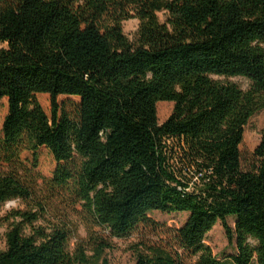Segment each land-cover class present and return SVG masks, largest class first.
<instances>
[{
    "label": "trees",
    "instance_id": "obj_1",
    "mask_svg": "<svg viewBox=\"0 0 264 264\" xmlns=\"http://www.w3.org/2000/svg\"><path fill=\"white\" fill-rule=\"evenodd\" d=\"M132 18L135 40L123 28ZM0 43V206L32 198L45 148L56 165L44 181L102 233L157 229L154 211L189 213L135 264H226L205 242L219 222L234 264H264V130L253 167L241 151L264 109V0H0ZM161 101L175 104L163 123ZM0 224V264H110L105 238L92 237V254L72 250L69 224L44 212L13 210Z\"/></svg>",
    "mask_w": 264,
    "mask_h": 264
},
{
    "label": "rangeland",
    "instance_id": "obj_2",
    "mask_svg": "<svg viewBox=\"0 0 264 264\" xmlns=\"http://www.w3.org/2000/svg\"><path fill=\"white\" fill-rule=\"evenodd\" d=\"M162 21L167 20V13L159 14ZM140 20L132 18L124 21V32L131 40H135L138 34ZM7 47L6 44L0 43V48ZM230 81L238 83L243 89L248 88L250 81L242 77H232ZM39 99L45 109L50 113V97L41 94ZM67 101L69 111L75 110V101L68 97H62ZM174 102L161 101L158 103V117L160 123H163L173 113ZM7 112V103H0V129L3 119ZM264 130V109L253 116L246 125L243 144L241 145L244 168L254 166L256 159L254 156L256 148L260 144L262 132ZM55 161L52 154L47 149L40 151L37 172L39 176H32L34 179V194L30 199H15L8 201L0 206V217H4L13 210H32L34 212H44L46 220L58 222L66 221L72 229L70 238V248L74 250L77 245L88 247L89 253L92 254V237L105 238L110 243V248L106 250L104 257L109 260L110 264H135L137 261V251L147 244L158 243L168 239L171 233L177 228L182 227L189 213L175 212L166 213L161 211L151 212L149 215L156 220L161 227L139 228L126 237L118 238L102 233L90 220L89 215L84 210L82 204L72 197L69 191L53 189L50 184L44 181L43 176H50L55 168ZM47 211H43L41 206ZM235 218L229 217L228 222L234 228ZM7 225L0 224V250L5 249L6 240L5 232ZM205 242L211 246L214 254L226 264H234L230 258L237 253L236 243H232L227 235V231L222 222H219L206 236ZM257 264V263H253Z\"/></svg>",
    "mask_w": 264,
    "mask_h": 264
}]
</instances>
